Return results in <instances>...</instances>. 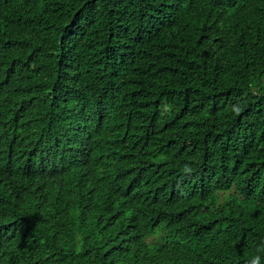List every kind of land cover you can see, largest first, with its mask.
Masks as SVG:
<instances>
[{
	"label": "trees",
	"instance_id": "trees-1",
	"mask_svg": "<svg viewBox=\"0 0 264 264\" xmlns=\"http://www.w3.org/2000/svg\"><path fill=\"white\" fill-rule=\"evenodd\" d=\"M257 256L264 0H0V264Z\"/></svg>",
	"mask_w": 264,
	"mask_h": 264
},
{
	"label": "clouds",
	"instance_id": "clouds-1",
	"mask_svg": "<svg viewBox=\"0 0 264 264\" xmlns=\"http://www.w3.org/2000/svg\"><path fill=\"white\" fill-rule=\"evenodd\" d=\"M186 171H190V169H186ZM259 257H255L252 261H251V264H259Z\"/></svg>",
	"mask_w": 264,
	"mask_h": 264
},
{
	"label": "rangeland",
	"instance_id": "rangeland-1",
	"mask_svg": "<svg viewBox=\"0 0 264 264\" xmlns=\"http://www.w3.org/2000/svg\"><path fill=\"white\" fill-rule=\"evenodd\" d=\"M150 240H151V238H150Z\"/></svg>",
	"mask_w": 264,
	"mask_h": 264
}]
</instances>
